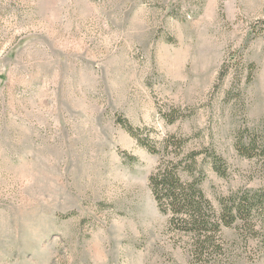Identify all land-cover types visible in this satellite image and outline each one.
Here are the masks:
<instances>
[{
  "label": "rangeland",
  "instance_id": "1",
  "mask_svg": "<svg viewBox=\"0 0 264 264\" xmlns=\"http://www.w3.org/2000/svg\"><path fill=\"white\" fill-rule=\"evenodd\" d=\"M250 132L264 141V0H0V264H264V218L195 262L139 142L199 152L218 209L264 191V155L234 146Z\"/></svg>",
  "mask_w": 264,
  "mask_h": 264
},
{
  "label": "trees",
  "instance_id": "2",
  "mask_svg": "<svg viewBox=\"0 0 264 264\" xmlns=\"http://www.w3.org/2000/svg\"><path fill=\"white\" fill-rule=\"evenodd\" d=\"M120 122L132 136L138 137L131 125L121 119ZM247 135L236 138V151L247 159L264 155V141H259L253 132ZM139 142L150 152L160 154V161L149 178L150 190L160 212L168 216L170 230L188 237L185 246L195 262L228 259L230 251L222 241L223 228L242 229L250 236L261 228L254 223L264 218V191L241 190L223 196L216 209L201 188L203 170L197 163L199 152H189L181 159L177 154L166 158L171 150L181 147V140L173 143V137L165 139L161 147L143 139ZM205 156L218 175H225L224 161L215 150L205 149ZM183 174L188 179H183Z\"/></svg>",
  "mask_w": 264,
  "mask_h": 264
}]
</instances>
